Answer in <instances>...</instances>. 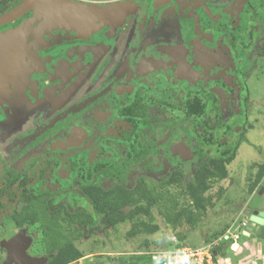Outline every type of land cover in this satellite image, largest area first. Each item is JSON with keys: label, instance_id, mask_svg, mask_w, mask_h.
Instances as JSON below:
<instances>
[{"label": "flooded vegetation", "instance_id": "af4514ba", "mask_svg": "<svg viewBox=\"0 0 264 264\" xmlns=\"http://www.w3.org/2000/svg\"><path fill=\"white\" fill-rule=\"evenodd\" d=\"M24 1L0 0V17ZM67 1L93 11L70 24L62 12L37 15L39 2L0 24V114L9 138L4 153L0 147V183H66L69 172L77 173L79 167H121L131 157L136 166L120 168L119 177L124 171L140 174L142 165L135 161L142 150L147 151L146 168L152 148L164 145L176 130L181 135L171 140L172 154L179 161L186 144L193 148L191 169L209 149L197 147L189 122L175 112L219 99L207 84L193 91L185 78H222L229 62L215 54L214 44L221 42L240 82L239 44L254 42L252 29L258 30L253 12L248 30L239 33L248 0ZM234 31L237 35L228 34ZM238 114L224 121L220 109L222 122L233 119L227 126L235 124L236 137L225 129L215 134L217 144L237 141L242 127ZM180 122L183 127L177 126ZM205 140L211 137L206 134ZM169 171L155 172V177L160 181L158 175ZM17 201L18 196L15 205ZM12 212L13 207L1 213L0 225L12 223L15 231L4 242L17 238L19 250L26 243L24 235L34 233L28 224L17 227L9 219Z\"/></svg>", "mask_w": 264, "mask_h": 264}, {"label": "rangeland", "instance_id": "374dc122", "mask_svg": "<svg viewBox=\"0 0 264 264\" xmlns=\"http://www.w3.org/2000/svg\"><path fill=\"white\" fill-rule=\"evenodd\" d=\"M253 12L255 13L254 25L258 26L257 31L255 28L252 29L254 47L250 52H238L237 56V72L245 77L246 97L249 102L246 122L243 125L244 139L236 151L235 159L227 166V178L212 186L208 195L211 207L206 216L197 223L194 229L186 224L172 229L162 217L163 209L154 208L152 216L156 231L149 235L139 233L129 238L127 233L132 224L129 221L118 224L113 229L102 224L92 231L84 230L81 239L74 241L83 256L72 264H114L120 260L126 264H152L149 255L151 251L170 250L183 242L192 248L200 249L219 239L222 241L217 242L219 245L213 248V252L218 257V264H264V238L260 236L263 232L262 226L252 227V232L245 230L246 227H251L249 217L245 215L246 211L250 214L264 212V176L253 187L252 192H249V187L254 184L260 166L264 164V0H248V7L244 11V21L239 28V33L248 30V18L254 14ZM228 34L237 35V32H228ZM214 45L216 46L215 54L219 55V59L222 58L229 62L228 66L223 67L222 78L203 80L201 76L195 74V77L185 79L190 83L189 85H194L191 87L193 91H198L203 87L202 85L207 84L206 87L210 89L208 91L214 93L220 101L222 119L225 121L239 111L238 92L241 84L236 74V66L230 60L225 44L217 42ZM207 66H210V63H207ZM176 78L180 79L177 76ZM174 94L177 95V92ZM4 121V115L0 114V147L3 153L6 150L5 141L9 139L6 137L7 121ZM231 128H236L235 124H232ZM174 134L175 136L164 145L152 148V162L151 165L146 166L148 170L144 177L146 185L153 187L159 183L155 172L162 170H179L184 178L190 177V164L195 160L193 148H189L186 144L184 157L178 161L172 154L170 145L171 140L174 142L181 132L176 130ZM229 138L230 135L227 134L224 137L225 142ZM176 152L178 151L174 154ZM33 157H37V154H33ZM137 177L138 172L124 171L120 177L121 184L131 189ZM110 184L111 181L107 182L106 186ZM220 189H222V195L217 197ZM164 193L180 206L189 203L175 187L167 188ZM14 231L9 221L2 222L0 225V248L3 249L0 264H46L47 258L43 254V249L36 250L35 247H31L35 236L30 233L24 235L23 239L26 243L22 249L10 251L2 245L5 237ZM177 234L182 235L183 238L180 240ZM225 240H230L229 248ZM145 243L149 244V250L146 249ZM220 243L225 245L217 250Z\"/></svg>", "mask_w": 264, "mask_h": 264}, {"label": "trees", "instance_id": "16d2710c", "mask_svg": "<svg viewBox=\"0 0 264 264\" xmlns=\"http://www.w3.org/2000/svg\"><path fill=\"white\" fill-rule=\"evenodd\" d=\"M253 47L254 42L239 44L242 53L250 52ZM239 76L241 90L237 117L242 127L236 142L232 141V144L226 145H219L216 142L215 134L224 133L225 129H229L236 137V132L227 126L233 119L226 123L221 121L217 100H210L209 103L205 101V104H190L187 109L175 112L178 118L189 122L191 134L199 145L197 147L209 149L208 155L201 157L198 163L192 165L189 178H184L181 171L172 169L167 174H159L160 181L155 186L146 185L144 171L147 172V168L143 164L148 163L145 156L147 151L142 150L143 155H139V162L135 161L136 164L142 165L139 170L141 173L138 174L137 181L131 189L121 184L119 173L120 168L129 170L136 166L132 157L121 167L110 166L105 169L96 165L79 167L77 173L69 172L71 179L66 183L52 181H37L31 185L0 183V220L1 213L3 211L9 213L13 207L9 219L13 220L17 227L27 224L32 227L30 231L34 233L35 241L31 247H35L36 250L43 249V254L47 258L46 264H72L81 259L83 255L74 241L81 239L84 230L92 231L102 224L113 229L118 224L131 222L127 233L129 238L139 233L147 235L154 233L156 231L152 216L154 208L163 209L162 217L172 229L182 224L194 229L211 207L208 195L212 186L227 178V166L235 159L236 151L244 139L243 125L246 122L249 102L246 97L245 77ZM206 112L210 114L204 119ZM178 124L177 126L183 127L180 125L181 122ZM206 134L211 140H205ZM201 149L199 150L202 152ZM132 153L128 152L127 155ZM263 176L264 164L260 166L254 184L249 187L250 193ZM42 177L47 176L43 173ZM55 177L56 173H52L50 178ZM109 181L111 184L106 186ZM170 187L177 188L189 203L178 205L164 193ZM221 195L222 189L217 192V197ZM16 196L17 205L14 204ZM4 197H8L6 203ZM261 229L263 232L260 236L264 238V225ZM177 237L180 240L183 238L179 234ZM225 242L228 246L230 241ZM145 245L149 250V244ZM222 245L225 244L220 243L217 250H220ZM176 248L175 246L170 250H163L172 251ZM2 253L3 249L0 248V261ZM150 261L152 264H161L151 259ZM114 264L126 263L120 260Z\"/></svg>", "mask_w": 264, "mask_h": 264}, {"label": "water", "instance_id": "95a60500", "mask_svg": "<svg viewBox=\"0 0 264 264\" xmlns=\"http://www.w3.org/2000/svg\"><path fill=\"white\" fill-rule=\"evenodd\" d=\"M41 0H25L22 4L17 6L16 8L12 9L9 11L7 14L3 15L0 17V24L8 22L10 20L16 19L22 14H24L30 7L35 5L36 3H39ZM39 10L37 15H45V14H51V12L58 13L62 12L64 14V18L70 23L73 24L72 21L69 19L70 13L74 12H80L84 15H87L88 13H92L93 9H90L89 7L82 6L79 4L71 3L67 0H46L39 3L38 5ZM86 10V11H85ZM53 13V14H54ZM52 19L54 18V15L51 16ZM87 16H84L82 18V21L86 18ZM245 215H248L249 217V224L251 227H246L245 230L252 232V227H257L259 228L260 226L264 225V212H260L258 214H250L249 211L245 212ZM10 239V238H9ZM17 238L12 239V241L8 240L6 242H2V245H4L6 248L11 250H16L19 247V244L15 243Z\"/></svg>", "mask_w": 264, "mask_h": 264}, {"label": "built area", "instance_id": "2783aa9c", "mask_svg": "<svg viewBox=\"0 0 264 264\" xmlns=\"http://www.w3.org/2000/svg\"><path fill=\"white\" fill-rule=\"evenodd\" d=\"M217 245L218 243L214 242L195 249L182 243L172 251L157 250L150 252L149 255L152 261L161 262V264H218V257L212 252Z\"/></svg>", "mask_w": 264, "mask_h": 264}, {"label": "bare ground", "instance_id": "6f19581e", "mask_svg": "<svg viewBox=\"0 0 264 264\" xmlns=\"http://www.w3.org/2000/svg\"><path fill=\"white\" fill-rule=\"evenodd\" d=\"M89 15H90V13H88L87 15H84L82 13V11H81V13L80 12H74V13H70L69 19H70V21L74 20L72 23H78V22H82V18L84 16H89Z\"/></svg>", "mask_w": 264, "mask_h": 264}, {"label": "clouds", "instance_id": "9594fccd", "mask_svg": "<svg viewBox=\"0 0 264 264\" xmlns=\"http://www.w3.org/2000/svg\"><path fill=\"white\" fill-rule=\"evenodd\" d=\"M222 240L221 239H219V241H215V242H221ZM228 241H230V240H228ZM218 245H219V243H218ZM217 245V246H218ZM204 246H206V245H204ZM227 248H229V245L227 246ZM212 252H213V249H212ZM213 254H214V256H217V255H215V253L213 252Z\"/></svg>", "mask_w": 264, "mask_h": 264}]
</instances>
